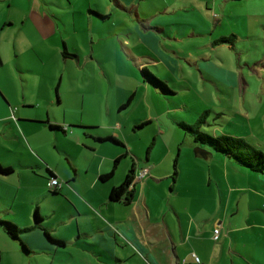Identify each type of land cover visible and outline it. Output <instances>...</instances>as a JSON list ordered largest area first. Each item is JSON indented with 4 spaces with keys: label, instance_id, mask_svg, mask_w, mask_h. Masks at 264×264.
Wrapping results in <instances>:
<instances>
[{
    "label": "crops",
    "instance_id": "crops-1",
    "mask_svg": "<svg viewBox=\"0 0 264 264\" xmlns=\"http://www.w3.org/2000/svg\"><path fill=\"white\" fill-rule=\"evenodd\" d=\"M86 1L85 9L75 10L68 0L69 11L82 15V21L74 17L71 27L66 26L72 39L62 34L55 16L42 12L38 1L21 18L1 17L0 35L9 27L29 24L40 38L51 40L61 60L75 62L72 69L108 76L117 85L114 94L103 93L106 100L96 106L98 113L93 114L81 92L59 116L53 110L63 105L58 90L57 104L52 99L44 107L15 99L0 77L5 100L0 97V165L12 169L10 174L0 172V221L21 224L20 229L35 226L28 231L31 237L20 238L21 249L13 247L14 258L67 254L71 264H264V173L197 144L180 126L202 120L201 129L212 136L231 137L226 129L234 125L247 134L233 137L254 140L251 145L264 152L263 135L251 137L252 125L264 119L258 118L264 84H256L261 79L256 76L262 75L258 67L264 70V4ZM157 16L162 19L155 21ZM77 23L89 51H84V38L77 36ZM107 25L108 39L115 45L108 47V55L96 57L94 45L105 38ZM224 38L231 41L218 42ZM1 44L3 67L7 51ZM124 47L130 49L127 56ZM64 50L74 56L64 57ZM242 52L257 65L248 76L240 61L232 63L233 53L241 57ZM122 60L133 61L135 67L122 71L116 67ZM145 67L174 94L164 95L146 82ZM38 129L55 134L56 151L66 157V165L49 160ZM131 170L133 185L120 200H113L112 191ZM110 173L111 178L102 179ZM52 178L62 184L59 193L50 192ZM24 187L35 188L38 196L20 201ZM36 210L43 219L40 226ZM216 229L220 236L214 241ZM45 231L65 245L53 243Z\"/></svg>",
    "mask_w": 264,
    "mask_h": 264
},
{
    "label": "rangeland",
    "instance_id": "rangeland-1",
    "mask_svg": "<svg viewBox=\"0 0 264 264\" xmlns=\"http://www.w3.org/2000/svg\"><path fill=\"white\" fill-rule=\"evenodd\" d=\"M37 1L42 6V12L44 14H50L58 19L62 26V34L66 38L72 39V32L67 33L66 26H68V29L71 27L70 23L74 17L82 21V15L81 13L74 14L72 11H69L68 0H3L0 2V22L1 17L5 19L9 18V15L14 18H21L32 9L33 5H35ZM162 1L163 0H150L149 2L160 6ZM244 1V4L249 6L248 1L250 0ZM252 1H256L254 2V5H257V7L264 4V0ZM71 2L74 3L75 10H78L79 6H81V9H85L87 4L86 0H71ZM159 19H162L161 16L155 17V21ZM77 27H80V33L78 32L77 36L81 40L84 38L86 41V44L83 45L84 51H89L91 46L87 38H85L81 33L82 25L77 23ZM108 30L109 28L107 25L105 35L106 39L103 38L100 41L97 40L98 44L94 45V54L96 57H98V55H108V47H114L115 45L113 39H108ZM59 36L60 33H58L56 38H59ZM0 43H2L1 46L3 45L7 51L6 64L3 67H0V77L5 80L4 82L10 91L15 93V99L24 98L25 100L34 101L39 105L48 107L52 99H54L55 103L58 100V90L63 98V105L53 107V110H56L59 116L66 105L71 106L72 103H76L78 98L76 94L81 92L86 94L87 103L90 104V106H93V114H96L99 112L96 106L101 105L100 102L102 103L106 100V98H103V93L106 95L109 93L114 94V91L117 88V85L110 82L108 76L96 75L95 72H91L86 75V73H83L82 71L74 70L75 68L73 63L75 62L66 60L68 61L67 63L64 62L65 60H61L59 54L57 55V53H55L51 40L47 42L43 38H40V36L32 27L29 26V24L26 25L25 28H21L19 24L16 27L7 28L4 33H1L0 35ZM122 52L127 56L130 49H126L124 47ZM53 55L54 58H51L50 56ZM233 56L234 58L232 63L236 65L238 61H240V64L244 66V68L242 67L244 74H247V76L249 70L253 72L252 70L257 68L253 59H247L248 57L246 56V53L242 52L241 57L233 53ZM128 62L122 60L116 65V67L122 71L129 67L133 69L135 67L133 61H131L132 64H128ZM72 67L74 69H72ZM258 68H260V72H258L262 73V75L259 74L256 76V78H261L256 84H260L261 86L264 84V70L261 67ZM254 79L252 82H256ZM0 97L3 99L1 94ZM258 118H264V106L260 109ZM235 119L239 120L237 118ZM41 127L43 126L37 125V128ZM252 127L254 128V135L251 137L254 139H263L260 135H263L264 137V119L261 123L253 124ZM226 130L230 131L233 136H242L247 134L240 128L236 129L234 125H228ZM38 131V140L42 143L43 149L50 156L49 160L52 163L62 162V164L66 165V157H59V154L56 151L55 134L52 132H41L40 129H38ZM246 141L249 144L255 142L254 140L248 141L247 139ZM10 147H15L12 141L10 142ZM17 147H21V145H17ZM40 162L42 164L45 163L41 159ZM43 170L44 174H46L45 168H43ZM37 171L39 172L38 169ZM40 171L42 170L40 169ZM35 190V188H22V190L18 193L19 200L24 201L32 195L38 196V193L34 192ZM45 225L48 228L51 227L48 219L46 220ZM20 226L19 228H22ZM39 233L41 234L40 231ZM32 235L33 232L21 233L20 238L25 241ZM33 239L36 240L35 238ZM13 247H19L21 249V242L10 238L0 227V264H71L67 254H59L56 259L43 254H33L26 257L20 256L15 259L13 253L11 252ZM32 251L34 250L32 249Z\"/></svg>",
    "mask_w": 264,
    "mask_h": 264
},
{
    "label": "trees",
    "instance_id": "trees-1",
    "mask_svg": "<svg viewBox=\"0 0 264 264\" xmlns=\"http://www.w3.org/2000/svg\"><path fill=\"white\" fill-rule=\"evenodd\" d=\"M231 40L224 38L219 40V43H229ZM63 56L68 58L74 55L68 53L66 50L63 51ZM142 76L146 82L151 84L154 88L158 89L164 95H173V89L162 79H160L155 73H153L148 67L142 69ZM203 121L199 120L197 124L188 125L185 123L180 124L181 128L185 131L193 134L195 142L201 145H209L215 151L225 153L226 155L232 157L235 162L242 165L243 167L257 173H264V152L257 149L256 147L249 144L244 138H235L230 136H221L215 137L209 134L207 131L201 129V123ZM59 128V127H56ZM60 129H62L60 127ZM67 130V129H66ZM64 131V129H63ZM111 140L115 143H118L115 139L111 138ZM0 172L3 174H10L12 172L11 168H3L0 165ZM113 176V173L107 174L102 177V179H108ZM135 178L134 170H131L130 173L126 176L123 184L118 188H114L111 194V198L113 200H120L123 195H125L128 189L133 185ZM50 183V182H49ZM62 188V187H61ZM61 188H57L55 190L50 189L52 193H59ZM132 195L131 193H129ZM129 195V196H130ZM131 200V198L129 199ZM42 217L40 216L38 210L35 212V222L37 226H40L42 222ZM0 225L7 232V234L16 240L22 241L20 239V234L28 231L34 230V227L20 229L15 224L8 221H0ZM47 237L53 242L60 246H64L63 241L56 240L53 238L48 231H45ZM22 243V242H21ZM24 246V244L22 243ZM27 250V249H26Z\"/></svg>",
    "mask_w": 264,
    "mask_h": 264
},
{
    "label": "built area",
    "instance_id": "built-area-1",
    "mask_svg": "<svg viewBox=\"0 0 264 264\" xmlns=\"http://www.w3.org/2000/svg\"><path fill=\"white\" fill-rule=\"evenodd\" d=\"M49 187L53 190H55L57 188L60 189L62 187V184L57 178H52L50 183H49ZM219 236H220L219 229H216L214 232L213 240L217 241L219 239ZM194 257H195V260L197 261V263H199L200 259L196 255H194Z\"/></svg>",
    "mask_w": 264,
    "mask_h": 264
}]
</instances>
